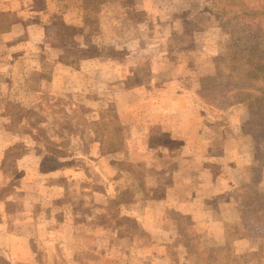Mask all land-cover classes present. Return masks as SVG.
<instances>
[{"label": "rangeland", "instance_id": "obj_1", "mask_svg": "<svg viewBox=\"0 0 264 264\" xmlns=\"http://www.w3.org/2000/svg\"><path fill=\"white\" fill-rule=\"evenodd\" d=\"M43 1L0 0V264H264V125L249 103L264 80L245 76L264 0H97L94 23L82 0ZM117 127L122 150L104 154ZM185 139L220 163L215 213L179 216L156 249L137 183L150 201Z\"/></svg>", "mask_w": 264, "mask_h": 264}, {"label": "crops", "instance_id": "obj_2", "mask_svg": "<svg viewBox=\"0 0 264 264\" xmlns=\"http://www.w3.org/2000/svg\"><path fill=\"white\" fill-rule=\"evenodd\" d=\"M203 131L204 130L201 128L196 129V135H194L196 137L194 138H197L199 134L203 133ZM181 145L182 149L189 147L191 152L186 154L188 157L184 160H179L172 157L170 162L172 165L168 163L167 165L169 166L164 168L166 170L165 176H160L159 171L156 172L157 177L154 188L156 190H154L152 193L150 192V195L148 196L150 201L145 202L147 197V184H145L143 181H139L137 183L139 191L137 200L138 202L141 203L142 201L143 203H141L142 207L138 211V217H136V220H138L136 225L143 227L144 231L149 233V235L152 237L151 241L154 243L156 249L161 246V236L168 238L170 243L172 242L173 238L171 235L172 232L177 228L176 219L179 218V216L185 218H188V216H193L192 219L194 220L195 224L199 225V217L203 218L201 216L207 215L208 213L214 214L215 210L213 208V200L214 197L218 196L220 193L217 191L218 189L216 190L214 187V181H218L219 175H213L214 173L212 169H209L211 172L207 174L208 168H213V166H211L212 163H217V165H220V163L218 161H201V159L196 158L197 156H200L201 152L199 151L198 145L190 140L185 139ZM155 163L159 162L155 161ZM155 167L158 169L161 166ZM202 181L208 184L210 188H197L196 184ZM105 196H107L106 192L104 193V197ZM110 198L108 199V202L113 199ZM153 198L155 199L154 202ZM207 204H211V208ZM233 211H235V208H232V213ZM216 212H218V210H216ZM127 217H129V215ZM252 238L254 239L257 237H250L240 234L234 236L230 243L232 242L234 248H238L245 243H251L250 241H253ZM175 243L176 246L181 247L180 256L181 259L184 260L188 256V249L184 244L179 243L177 240ZM214 244L217 243L212 242L210 245ZM244 247V251H246L247 246ZM249 250H253V248L251 247ZM164 251H167V249Z\"/></svg>", "mask_w": 264, "mask_h": 264}, {"label": "trees", "instance_id": "obj_3", "mask_svg": "<svg viewBox=\"0 0 264 264\" xmlns=\"http://www.w3.org/2000/svg\"><path fill=\"white\" fill-rule=\"evenodd\" d=\"M41 2H44L41 0ZM81 6L84 11L86 22L94 23L97 21L96 13L100 10V3L97 0H82ZM3 20H6L8 14H0ZM11 20V19H10ZM12 25V21L6 22L4 26L0 23L1 31H9ZM3 32V33H4ZM251 56L246 60V79L252 81L264 80V48L258 49L257 46H252ZM250 106L252 107L253 120L258 122L259 125H264V94L258 96H252L249 98ZM117 138L112 144L104 150V154H116L122 150V139L120 136V129L117 127ZM112 202V201H111ZM241 235L250 237L262 236V232L258 226L254 230L247 229L245 232L240 233ZM238 234V235H240ZM5 263V261H1Z\"/></svg>", "mask_w": 264, "mask_h": 264}]
</instances>
